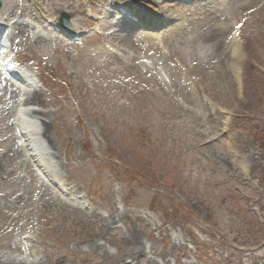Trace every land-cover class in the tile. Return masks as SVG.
Returning a JSON list of instances; mask_svg holds the SVG:
<instances>
[{
    "label": "rangeland",
    "instance_id": "374dc122",
    "mask_svg": "<svg viewBox=\"0 0 264 264\" xmlns=\"http://www.w3.org/2000/svg\"><path fill=\"white\" fill-rule=\"evenodd\" d=\"M34 1L82 36L67 53L20 48L47 91L28 104L47 121V162L83 198L27 168L0 86V264H18L23 235L46 264H130L129 236L140 264H264V0H152L171 23L146 47L108 24L93 36L89 11L131 0Z\"/></svg>",
    "mask_w": 264,
    "mask_h": 264
},
{
    "label": "bare ground",
    "instance_id": "6f19581e",
    "mask_svg": "<svg viewBox=\"0 0 264 264\" xmlns=\"http://www.w3.org/2000/svg\"><path fill=\"white\" fill-rule=\"evenodd\" d=\"M144 1V3H140V4H138V5H142L141 6V9H139V8H137L138 7V5H136V6H133L131 9L129 8L128 10H129V14L130 13H132L133 15H134V13H136L138 10H139V14H141L142 13V11L144 10L146 13H148L150 10L152 11V9H153V7L151 6V5H148V4H150V2L152 1V0H143ZM147 2H149V3H147ZM153 6H155V7H157V5H154V4H152ZM110 8L111 9H113V6H110ZM116 7H114V9H115ZM155 9V8H154ZM34 11H36L37 12V14H38V16L41 18V19H43L44 20V22H43V24H46V26H47V30L50 32V34H51V32H52V30H57L58 31V35H62V36H66V37H68V35H66L64 32H62L59 28H58V25H57V23H55L54 22V20H52V21H50V19H49V17L48 16H46L45 15V11H42V10H40V9H38V10H36L35 9V7H34ZM156 11H158V10H156ZM115 13H117L118 14V16L120 17L118 20H122V21H125L126 20V18L125 17H127V15H125V16H123V15H121L120 13H118V12H115ZM101 14L102 15H104L105 16V18L106 19H108L107 18V15H106V9H102V11H101ZM155 15V14H154ZM130 16V15H129ZM147 16V19H151V20H154L155 21V19H153L152 18V16L150 15V14H148V15H146ZM11 17L12 16H10V14H8V11H5V9L4 8H2L1 9V11H0V26H2V24L4 23V24H6V23H8L9 22V19H11ZM98 20V19H97ZM24 21H26L27 22V26L28 27H31V30H32V35H35V34H38V28H37V30H36V28L35 27H32L33 26V23H32V21L29 19V18H27L26 20H24ZM96 21V20H95ZM21 25H23V24H21ZM73 25H74V23H73ZM11 27V26H10ZM14 29H15V27H14ZM52 29V30H51ZM16 30V29H15ZM119 33V32H118ZM54 35V34H53ZM111 35H113V36H115L116 34L115 33H113V34H111ZM16 36H20L18 33H17V35ZM117 37H118V35H116ZM28 37H30V34H28ZM41 38H43L42 37V35L39 37V39H41ZM161 38H163L164 39V37H161ZM149 39H152V40H157V39H159V36H156V35H150L149 36ZM131 40V39H130ZM31 81H32V79H31ZM32 83H33V85H34V80L32 81ZM27 87H29V86H27ZM2 89V88H1ZM3 90V89H2ZM20 94L22 95V96H24L25 95V99H23L21 102H20V99H19V102L20 103H22V102H25L24 104L25 105H28V104H30V105H34V104H36V103H38L39 102V98L41 97V95H39V93L37 92V91H35V92H31V91H28V92H25L24 90H21L20 91ZM29 108H33V109H30V110H28V112L31 114V115H36V117H38V116H42V111L41 110H39V109H37L36 107H32V106H29L27 109H29ZM20 118H22V116H20ZM20 121V120H19ZM20 122H22L24 125H26L25 124V122L26 121H23V119H22V121H20ZM20 127L22 128V129H24L25 127L24 126H22V125H20ZM49 133V130L46 128V127H43V134L44 135H47ZM38 158L40 159V160H38V161H40V164L39 165H36V167H38V169H41L40 167H44L45 166V164H44V161H43V157L41 156V154H40V156L38 155ZM43 174L45 175V176H47V174L45 173V171H43ZM116 224H115V222H112V226H115ZM123 244L125 245V246H127V247H130V246H134V254H133V256H131L130 258H131V260H132V262L130 263V264H134L135 262L138 264H140V261L142 262L144 259H145V248H144V244L141 242V241H139L140 243H137L138 241H136V239L134 238L133 239V236H129L128 238H126V239H124L123 241ZM131 244H133V245H131ZM23 245H27V241H23ZM92 247L93 248H96V249H98V248H103L101 245H98L96 242H94L93 244H92ZM119 256H117V258H118ZM125 261V260H124ZM123 261V259L122 258H120V262L122 263V262H124ZM147 262V264H156V262L154 261V260H152V259H149V260H147L146 261ZM23 263H25V264H41L40 263V261L39 260H34V259H27L26 261H24ZM124 264H126L125 262H124Z\"/></svg>",
    "mask_w": 264,
    "mask_h": 264
},
{
    "label": "water",
    "instance_id": "95a60500",
    "mask_svg": "<svg viewBox=\"0 0 264 264\" xmlns=\"http://www.w3.org/2000/svg\"><path fill=\"white\" fill-rule=\"evenodd\" d=\"M61 21L64 22L65 24H67V25H70V24L68 23V17L65 16V15H63V17L61 18Z\"/></svg>",
    "mask_w": 264,
    "mask_h": 264
}]
</instances>
